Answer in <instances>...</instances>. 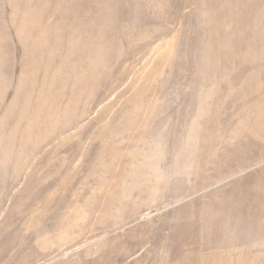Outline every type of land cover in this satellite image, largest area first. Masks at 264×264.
Masks as SVG:
<instances>
[{
    "label": "rangeland",
    "instance_id": "obj_1",
    "mask_svg": "<svg viewBox=\"0 0 264 264\" xmlns=\"http://www.w3.org/2000/svg\"><path fill=\"white\" fill-rule=\"evenodd\" d=\"M0 264H264V0H0Z\"/></svg>",
    "mask_w": 264,
    "mask_h": 264
},
{
    "label": "bare ground",
    "instance_id": "obj_2",
    "mask_svg": "<svg viewBox=\"0 0 264 264\" xmlns=\"http://www.w3.org/2000/svg\"><path fill=\"white\" fill-rule=\"evenodd\" d=\"M45 79V78H44ZM46 82V81H45ZM52 86V85H51Z\"/></svg>",
    "mask_w": 264,
    "mask_h": 264
}]
</instances>
